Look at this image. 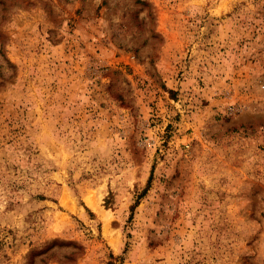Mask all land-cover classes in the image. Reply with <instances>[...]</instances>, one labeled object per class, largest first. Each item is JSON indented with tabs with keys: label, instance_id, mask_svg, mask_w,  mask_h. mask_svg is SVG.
<instances>
[{
	"label": "rangeland",
	"instance_id": "1",
	"mask_svg": "<svg viewBox=\"0 0 264 264\" xmlns=\"http://www.w3.org/2000/svg\"><path fill=\"white\" fill-rule=\"evenodd\" d=\"M0 264H264V0H0Z\"/></svg>",
	"mask_w": 264,
	"mask_h": 264
}]
</instances>
